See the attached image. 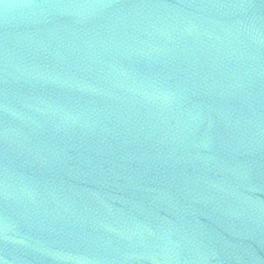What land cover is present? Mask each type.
I'll list each match as a JSON object with an SVG mask.
<instances>
[{
    "label": "water",
    "instance_id": "95a60500",
    "mask_svg": "<svg viewBox=\"0 0 264 264\" xmlns=\"http://www.w3.org/2000/svg\"><path fill=\"white\" fill-rule=\"evenodd\" d=\"M0 264H264V0H0Z\"/></svg>",
    "mask_w": 264,
    "mask_h": 264
}]
</instances>
